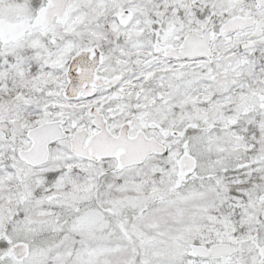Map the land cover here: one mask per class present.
<instances>
[{"label": "snow or ice", "instance_id": "1", "mask_svg": "<svg viewBox=\"0 0 264 264\" xmlns=\"http://www.w3.org/2000/svg\"><path fill=\"white\" fill-rule=\"evenodd\" d=\"M0 264H264V0H0Z\"/></svg>", "mask_w": 264, "mask_h": 264}]
</instances>
